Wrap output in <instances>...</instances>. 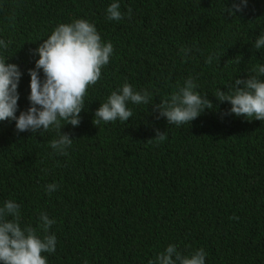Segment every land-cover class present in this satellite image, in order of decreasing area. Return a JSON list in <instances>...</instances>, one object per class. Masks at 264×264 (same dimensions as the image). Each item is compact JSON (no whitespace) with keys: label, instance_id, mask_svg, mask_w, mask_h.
<instances>
[{"label":"trees","instance_id":"trees-1","mask_svg":"<svg viewBox=\"0 0 264 264\" xmlns=\"http://www.w3.org/2000/svg\"><path fill=\"white\" fill-rule=\"evenodd\" d=\"M113 2L120 20L108 19ZM234 3L0 0V40L8 44L0 58L21 72L17 117L31 106L29 70L39 58L31 50L59 24L85 19L113 45L80 123L60 121L73 139L63 154L51 148L54 126L21 132L14 120L0 121V207L14 200L22 228L55 235V251L42 253L47 264H150L169 245L181 255L204 249L205 264H264V121L229 114L231 104L214 96L264 65V48L253 46L264 34V0L230 15ZM188 78L213 108L170 125L153 105ZM125 83L151 93L149 104L129 101L128 121L95 126V111ZM49 184L57 186L51 193ZM42 212L55 221L47 233Z\"/></svg>","mask_w":264,"mask_h":264},{"label":"clouds","instance_id":"clouds-1","mask_svg":"<svg viewBox=\"0 0 264 264\" xmlns=\"http://www.w3.org/2000/svg\"><path fill=\"white\" fill-rule=\"evenodd\" d=\"M247 0L234 3L232 9H227L233 15V9L241 10ZM117 2L107 8L109 20H120L122 13ZM129 18L131 9H128ZM8 44L0 40V47L7 48ZM255 49L264 48V34L255 41ZM185 54L189 49L182 50ZM33 55L39 56L35 61V68L29 70L30 107L16 116L19 94L17 91L21 72L16 64L6 63L0 58V121L7 119L16 122L18 131L31 130L42 133L50 126L58 129V139L51 141V148L63 154L70 147L73 139L60 130V121L77 126L80 123V112L84 109V96L90 85H95L101 77L102 68L109 63L113 53L111 42L102 43L101 36L95 26L85 19H77L72 23L59 24L43 40L39 46L31 50ZM209 56L206 63H212ZM43 71L41 81L39 70ZM254 75L246 79H235L227 91L218 88L214 94L218 101H227L231 104L229 114L254 117L264 121V65L253 69ZM196 84L192 78L184 81L182 87L168 100H161L154 104V110L159 116L167 119L170 125L190 123L206 108L212 109V102L206 95L195 91ZM151 93L147 90L134 91L132 85L125 83L117 91H113L107 101L100 104L95 111L93 124L97 126L101 121L107 123L119 119L126 122L132 116L127 107L128 102L134 104H149ZM251 120V119H248ZM165 132L157 130L154 139L163 141ZM55 184H49L46 191L51 193L56 189ZM19 205L14 200H8L0 207V264H47L42 253H52L56 248L55 235H38L37 229L32 226L21 227ZM40 228L47 233L54 220L49 219L46 213H40ZM175 256V259H173ZM204 249L194 251L190 255H181L174 245L159 253L150 264H205Z\"/></svg>","mask_w":264,"mask_h":264}]
</instances>
